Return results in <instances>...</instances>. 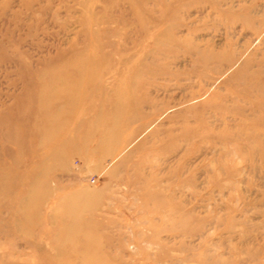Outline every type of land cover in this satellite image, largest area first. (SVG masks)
<instances>
[{
  "label": "rangeland",
  "instance_id": "1",
  "mask_svg": "<svg viewBox=\"0 0 264 264\" xmlns=\"http://www.w3.org/2000/svg\"><path fill=\"white\" fill-rule=\"evenodd\" d=\"M0 264H264V0H0Z\"/></svg>",
  "mask_w": 264,
  "mask_h": 264
}]
</instances>
